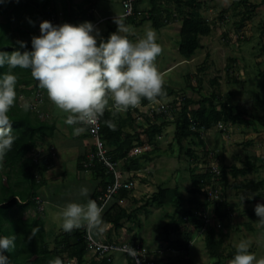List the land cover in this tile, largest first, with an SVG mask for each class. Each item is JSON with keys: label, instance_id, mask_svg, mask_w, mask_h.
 Listing matches in <instances>:
<instances>
[{"label": "trees", "instance_id": "16d2710c", "mask_svg": "<svg viewBox=\"0 0 264 264\" xmlns=\"http://www.w3.org/2000/svg\"><path fill=\"white\" fill-rule=\"evenodd\" d=\"M29 1L36 4L34 9L38 8L36 19H33L32 11L23 7L19 8L17 3L0 2V17L4 19H0V50L8 52L15 50L18 46L17 40L27 42V49H21V51L30 50L31 38L33 35L40 34L39 22L43 20H50L54 24L65 22L74 24L79 20L94 21L96 18L97 0H83L76 6H74L73 0H59V3L58 0H38V3L37 0ZM262 1L264 2V0ZM144 4L145 8L141 9ZM204 4L205 0H137L134 2V15L121 20L125 25L136 28L151 21L152 26L156 29L167 27L175 20L179 21L181 24L179 51L182 56L191 58L198 49L203 48L201 38L208 36L213 28L208 19L202 15L201 10ZM236 4L245 5L244 12H240L242 13L240 23L243 25L257 6L250 3V0H238ZM60 7L63 8L61 13L59 12ZM236 8L238 7H233V9ZM53 18H57L58 21L54 22ZM29 20L33 23H30ZM116 28L117 25L108 26V31L103 38L106 39L109 33L115 31ZM17 34H20L19 38L15 37ZM129 38L134 41V37L130 34ZM231 61L236 62V59L232 58ZM226 69L230 75L234 71V66L229 64ZM206 70V66H201L199 69L202 73ZM7 71L6 65L0 68V74ZM12 71L17 76V96L10 110V116L17 139L13 143L12 149L0 160V235L16 236L15 247L6 252L10 264H49L50 260L57 257L61 259V264H67L73 258L77 260L76 264H113L114 259L107 256L99 258L93 256L88 259L89 250H87L85 241L86 227L74 229L70 233L65 231L54 233L51 229L45 228V205L50 199L43 193L42 187L48 184L46 173L55 167V143L52 141L48 143L47 153H42L41 156L36 153L41 158L40 162H35L34 156H28V154L37 147L38 142L44 143L46 139L54 137L58 123L57 117H53L56 109L49 104L46 99V91L38 86V81L31 76L29 69L16 68ZM259 75L264 77V70H260ZM186 78L187 87L194 88L190 74ZM232 81L240 82L235 77ZM202 82V78L197 80L199 89H201ZM214 82L217 83L216 80ZM163 92L162 96L151 101L141 100V104L144 105L151 103L149 112L133 110L144 119L146 127L137 123L132 116L133 111H128L125 117L121 112H117L115 115L111 111L104 112L102 135L106 144L111 147L108 154L115 161L124 159L121 165L123 170H133L137 173L143 168L144 162H151L155 158L146 151L132 157L128 155L132 149L138 146L152 145L157 150L158 139L163 135L169 123L175 124L174 141L180 152H185L195 162L201 160L204 163L207 160L201 159L193 148H185L184 142L189 140L193 144L204 143L212 131L217 130L222 133L223 130L214 127L218 122L248 127L259 124L264 131V97L261 98L258 91L252 95L254 108L251 111L225 103L223 98L214 91L210 95H203L199 100L186 96L178 98L179 91L172 85L163 83ZM20 95L26 98L31 105L28 112H25L18 104ZM40 95L42 98H38ZM171 97L172 99H170ZM47 106L51 108L49 112ZM49 118L52 119L49 120ZM109 119L112 121L113 127H109L105 123ZM127 124L132 125L131 130H127ZM194 125L197 126L196 131L191 130ZM202 127H206L208 131L204 137L200 130ZM81 137L84 139L83 143H86V148L75 158L74 169H76V175L79 172L90 171L93 177L100 179V184L92 194V199L97 202L99 196L106 191L112 176L107 173V168L96 156L92 162L89 160L88 157L96 150L91 136L82 134ZM215 157L219 160L224 159V155H215ZM86 163L90 164L86 166ZM243 163L242 167L237 164H219L214 170L208 169L204 174L196 172L199 165L196 166L197 168H192L190 173L192 177L191 205L186 210L182 208L183 199L178 186L165 188L158 185V190L148 197L145 207L150 205L174 207L175 210L171 215L166 214L171 218L169 221L173 222L172 231L175 235L178 232L177 236L172 239L166 235V241L170 243L171 248L184 249L187 255L191 242L199 233L202 224L201 217L207 213L208 206H213V215L222 222L223 228L217 232L214 227H210L205 237V247L214 259L211 264H224V260H231L234 257L235 245L227 250L225 235L222 234L224 227L231 225L233 212L241 200L237 203L230 202L226 190L231 188L237 191H253L251 196L254 200L264 197V179L247 178L249 174L257 173L264 168V157L247 156ZM61 175L67 177L68 171L63 169ZM230 176L234 179L233 181H230ZM213 177L217 179H213ZM133 189L132 187L120 190L113 198L111 205L102 214V223L111 224V227L106 229L108 234L112 228L114 230L123 228L124 220H130L132 223L138 221L134 211L128 210L121 204L124 199L132 195ZM209 190H217L219 198L210 196ZM242 194L243 192H240L238 197L240 198ZM200 196H204V198ZM246 199L248 201V198ZM249 217L250 219L257 217L255 207L250 209ZM226 220L227 223H225ZM138 224L140 228L141 222ZM246 225L249 228L253 227L251 221H248ZM262 226L264 227V224ZM166 227L168 229V226ZM33 231L35 235L32 234ZM123 240L135 245L146 246L144 237L136 232L127 235ZM159 260L154 259L152 263L161 264ZM128 261L133 264L129 257Z\"/></svg>", "mask_w": 264, "mask_h": 264}, {"label": "rangeland", "instance_id": "374dc122", "mask_svg": "<svg viewBox=\"0 0 264 264\" xmlns=\"http://www.w3.org/2000/svg\"><path fill=\"white\" fill-rule=\"evenodd\" d=\"M82 1L73 0L74 6ZM123 1L97 0L96 13H100V17L121 13V11H124ZM236 1L238 0H205L201 12L213 28L208 36L201 38L203 48L198 49L191 58L182 56L179 51L181 30L179 21L175 20L172 24L170 23L167 27L161 29L154 28L151 21L137 28L126 25L129 28V34L134 37V41L142 37L148 29L155 32L157 42L162 49L155 63L162 76L163 83L172 85L179 91L178 98L186 96L199 100L203 95H210L214 91L223 98L225 103L251 111L254 108L252 101L254 92L258 91L261 98L264 97V77L259 75L260 70H264V2L262 0H250V3L256 5L257 8L242 25L240 23L242 13L240 12H244L245 5L236 4ZM3 2L7 4L17 3L19 8L23 7L30 12L32 11L33 19L37 18L38 8L34 9L36 4H32V1L3 0ZM233 7L238 8L233 9ZM224 10L228 11L224 13ZM60 12H63L61 7ZM100 17H96L91 22L96 24ZM0 19L4 20L2 17ZM81 22H84V20H79L74 24ZM108 24L114 25L116 23L114 19H111L102 21L97 25L102 37L108 31ZM15 37L19 38L20 34ZM232 58L236 59V62H232ZM229 64L234 66V71L230 75L226 69ZM201 66H206L207 68L203 73L199 71ZM188 74L192 77L194 88L187 87L186 77ZM234 77L240 82L232 81ZM199 78L203 80L201 89L197 87ZM46 99L48 102L50 101L48 96ZM26 102L29 103L26 98L20 95L18 104L22 106ZM50 107L47 106L48 112L51 109ZM65 121L66 115H61L58 123L65 126L64 134H62L60 129L55 130L54 137L46 139L44 143L39 142L38 149L40 154L47 153L48 143L52 141L56 146V158L59 155V151H63L60 164H55L56 166L46 173L48 184L42 187L43 193L50 199L49 201L46 200L48 202L45 205V228L51 229L54 233L64 232L61 227L62 206L71 200L85 202V199L78 195L79 189L82 186L88 187L91 197L100 184V179L93 177L89 172H80L76 175V169H74L76 159L72 157L79 154L80 148H78L79 144L76 142H74V145L67 143L69 141L67 137L72 138L73 134L76 135L77 127L69 125ZM129 126L132 127L130 124ZM141 126L146 127V124L141 123ZM71 127L73 129L72 133ZM227 128L229 135L227 132L220 133V131L214 130L208 134L204 143L197 142L193 144L189 140L184 142L185 148H193L201 159L207 160L206 163H201L202 167H198L196 172L204 174L208 169L214 170L219 164H237L242 167L243 161L247 156L264 157V131L259 124L250 127L232 124L228 125ZM174 129L175 124L169 123L163 135L158 139L157 150L152 145H145L147 147L146 152L151 156H155V158L151 162H144L142 170L135 173L137 184L133 189V193L122 202L123 206H126L128 210L134 211L138 221L132 223L130 220H124L123 228L118 230L112 228L113 235L111 239L118 241L122 239L121 235H132L136 232L144 237V244L147 246L144 248L151 249L156 260L162 259L159 260L161 264H211L214 259L209 255L205 247L204 234L195 236L187 255L184 249L171 248L170 243L166 241V235L172 239L178 234L177 232L175 235L172 231L173 222L169 221L171 218L166 215L168 213L171 215L175 210L174 207H159L156 205L145 207L148 197L158 190V185H162L165 188L178 186L183 199L182 208L186 210L191 205L192 177L190 173L191 169L196 167V164H199L200 161L195 162L185 152H180L177 143L174 141ZM248 141H251V143H248ZM214 147L216 148L213 150ZM215 155H224V159L219 160ZM56 158H54V161H57ZM63 169L68 171L67 177L61 175ZM136 174L139 176H136ZM229 178L230 181L234 180L231 176ZM247 178L264 179V168L257 173L249 174ZM237 192H243L240 198ZM252 192L237 191L231 188L226 190L230 202L237 203L241 200L233 212L232 224L224 227L223 230L224 233L222 235H225L224 240L227 250L235 245L238 239L247 241L249 246H257V243H264V230L262 231L259 226H256V222L260 218L257 216L250 219L249 217L250 209L254 208L257 203L263 202L264 197L254 200L251 196ZM200 197L203 198L202 196ZM246 198H248V201ZM248 221L255 223L254 229L256 232H252L251 228L246 225ZM138 222H141L140 228ZM225 223H227V220ZM166 226H168V229ZM104 228L102 229L104 230ZM249 233L255 235L256 239L254 241L247 238ZM245 236L246 238H244ZM53 238L54 234L51 239L53 240ZM250 251L258 259L264 258V244L258 248H251ZM93 255L94 251H90L87 255L88 259L93 257ZM229 262L230 260L226 259L224 264H229ZM113 264H128V261L126 256L117 255Z\"/></svg>", "mask_w": 264, "mask_h": 264}, {"label": "clouds", "instance_id": "9594fccd", "mask_svg": "<svg viewBox=\"0 0 264 264\" xmlns=\"http://www.w3.org/2000/svg\"><path fill=\"white\" fill-rule=\"evenodd\" d=\"M124 12L119 16L122 17ZM119 16L114 17V22L117 25L116 31L112 32L106 39L101 36L97 25L102 21L111 19L108 16L100 17L97 13L96 17H100V19L96 25L91 21H84L79 24L68 22L54 24L50 20H43L39 26L40 34L33 35L31 38L30 50L21 51V49H27V42L23 40H17L18 46L11 52L0 50V68L5 65L8 68L7 72L0 74V160L12 149L13 143L17 139L12 127L13 120L10 116V110L17 96V76L12 71L13 69H29L31 76L38 81V86L46 91L49 100L61 113L66 114L65 122L77 127V133L83 131L84 128V131L92 139L87 126H95L101 117V137L104 140L102 135L104 112L111 111L113 115L121 112L124 117L128 111L134 109L149 112L151 103L144 105L141 104V100L151 101L164 94L163 79L155 63L162 49L157 42L155 32L148 29L142 37L133 41L129 38V28L121 19L117 18ZM104 18L108 19L103 20ZM29 22L33 23L31 20ZM38 98H42V95ZM109 104H111L110 107ZM30 107L31 105L27 102L22 105L25 112H28ZM132 116L139 125L145 122L136 111H133ZM105 123L109 127L114 126L110 119L106 120ZM228 125L232 124H225L220 121L214 127L223 130L222 133H224L227 132ZM196 129L197 126L195 125L191 128L193 131ZM200 130L203 137L208 134L206 127H202ZM36 146L28 156H34V161L40 162L41 158L36 154L39 153V142ZM107 146L109 147V145ZM109 148L111 150V147ZM143 151H147V149ZM201 163L203 162L200 160L196 166L202 167ZM87 172L90 173V171ZM128 172L135 173L133 170ZM136 176L139 175L136 174ZM213 179L217 178L213 177ZM136 184L137 182L133 188ZM107 187L96 202L92 199V195L90 197L89 188L82 186L78 195L83 197L85 202L71 200L62 206L61 227L63 231L70 233L74 229L86 227L87 231H91L96 238L113 241L110 237L108 239L106 231L109 229L107 227H111V224L102 223V214L111 205L115 195L122 189L107 199ZM212 209L213 207L208 206L207 213L200 220L202 224L198 234H204L205 237L210 227H214L217 232L223 228L222 222L214 217ZM255 212L260 218L259 221L264 224V203H257ZM207 218L209 219L208 223L206 222ZM218 223L220 228L217 227ZM32 234L35 235V232L33 231ZM86 237L87 235H85L87 245ZM15 240V235H0V264H10L6 252L15 247ZM121 240L128 242L123 238ZM235 248V255L229 264H264V258L258 259L250 251L247 241L240 240ZM147 249L151 255V260H154L152 250ZM87 250L93 251L88 249V245ZM117 255L126 256L128 261L129 256L122 253H115L111 258L115 259ZM93 256L95 258L100 257L95 252ZM76 261L73 258L68 263L76 264ZM49 264H61V259L57 257L50 260ZM128 264H130L129 261Z\"/></svg>", "mask_w": 264, "mask_h": 264}, {"label": "built area", "instance_id": "2783aa9c", "mask_svg": "<svg viewBox=\"0 0 264 264\" xmlns=\"http://www.w3.org/2000/svg\"><path fill=\"white\" fill-rule=\"evenodd\" d=\"M137 0H124L123 5L125 12L123 16H130L134 13V2ZM112 17H109L111 19ZM104 18L103 20H107ZM54 22H57L56 19H52ZM97 23V22H96ZM98 24V23H97ZM96 25V24H95ZM111 104H109V107ZM107 110V109H106ZM89 133L92 135L95 143L96 150L92 155L89 156V160L92 162L94 156L98 158L100 162L107 168V173L112 176L110 178V183L107 187L106 198L109 199L113 194H115L120 189H131L134 187L137 179H135V173L128 172V170H123L121 165L122 161L112 160L109 156L110 148L106 145L104 140L101 137V117L99 118L95 126H87ZM147 147H136L130 153V156L137 155L146 150ZM90 163H86L87 166ZM210 196L214 198H219L217 190H209ZM206 222H209V219H206ZM217 227L220 228V224H217ZM87 245L88 249L93 250L95 253H98L100 257L111 256L115 253L126 254L132 259L133 264H153L151 260V255L149 254L148 249H145V246L135 245L130 242H125L122 240L118 241H109L101 240L96 238L91 231H87ZM69 264V263H68Z\"/></svg>", "mask_w": 264, "mask_h": 264}, {"label": "crops", "instance_id": "0c3cea01", "mask_svg": "<svg viewBox=\"0 0 264 264\" xmlns=\"http://www.w3.org/2000/svg\"><path fill=\"white\" fill-rule=\"evenodd\" d=\"M145 8V6L143 5L142 7H141V9H144ZM61 9H63L62 7H61ZM95 11H96V9H95ZM59 12H60V10H59ZM98 12V11H97ZM124 11H121V13L120 12H118V13H114V14H108V15H104L103 17H106V16H108V17H112L111 19H114V17L115 16H119V15H121L122 13H123ZM61 13V12H60ZM99 15H100V13H98ZM95 15L97 16V13H95ZM127 17V16H126ZM125 16H119V17H117V18H119V19H124V18H126ZM53 19H56V21H58V19L57 18H53ZM60 21V20H59ZM59 23H61V22H59ZM114 25H116V24H114ZM108 26L109 27H111V26H113V25H111V24H108ZM108 26H107V29H108ZM142 26V25H141ZM134 28H136V27H134ZM165 28V27H164ZM49 104L50 105H52L56 110H54L55 111V113H54V116H53V113H52V116L53 117H57V120L59 121L60 119H61V115H63V116H65L66 114H63V113H61L60 112V110L59 109H57V107L54 105V103L52 102V101H49ZM49 105V106H50ZM52 112V111H51ZM54 120V119H53ZM64 128H65V126H62L60 123H57V129H60L61 131H62V134H64V132H65V130H64ZM126 128H127V130H131V127L129 126V124H127V126H126ZM72 127H71V133H72ZM57 133L58 134H60L59 133V131H57ZM82 134H87L85 131H84V128H83V131H81V132H79V133H77L76 135L75 134H73V136H72V138H70L69 136L67 137V139L69 140L67 143H71L72 145H74V142H76L77 144H79L78 145V148H80V151H79V154L81 153V152H83L84 150H85V148H86V143H83V141L82 140H84L83 139V137H81V135ZM88 135V134H87ZM89 141H90V138L88 139ZM58 146V145H57ZM59 149H60V147H59ZM62 150H60L59 151V155H58V157L56 158L57 159V161H55V164H60V158H61V156H62ZM79 154L77 155V156H74V157H72V158H76V157H78L79 156ZM67 160V159H66ZM65 160V161H66ZM56 166V165H55ZM142 170V169H141ZM141 170H139V171H141ZM47 197V196H46ZM233 221V220H232ZM257 223V225L256 226H259L260 228H261V230L263 231L264 230V227L262 226V223L260 222V221H258V222H256ZM232 224V223H231ZM252 225H253V227L250 229L252 232H254L255 231V229H254V225H255V223H253L252 222ZM111 231V230H110ZM256 232V231H255ZM109 237L110 238H112V235H113V232L111 231L109 234ZM127 235H121V237L124 239L125 237H126ZM244 238H246V236L244 237ZM247 238L248 239H250V240H252V241H254L255 239H256V237H255V235L253 234V233H249L248 235H247ZM240 240L238 239V240H236V242H235V245L239 242ZM264 243H257V246L256 245H252V246H249V248L251 249H254V248H258L259 246H262Z\"/></svg>", "mask_w": 264, "mask_h": 264}]
</instances>
